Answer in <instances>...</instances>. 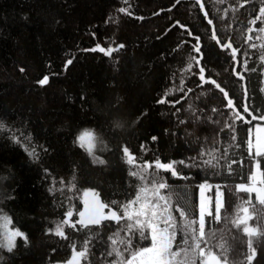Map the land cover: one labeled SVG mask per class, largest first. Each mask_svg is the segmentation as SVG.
I'll list each match as a JSON object with an SVG mask.
<instances>
[{
  "label": "trees",
  "instance_id": "trees-1",
  "mask_svg": "<svg viewBox=\"0 0 264 264\" xmlns=\"http://www.w3.org/2000/svg\"><path fill=\"white\" fill-rule=\"evenodd\" d=\"M262 7L264 0H0V240L5 217L8 228L28 238L27 243L15 238L11 252L0 248L3 264H66L71 245L81 251L85 241L89 252L80 264H116L117 252L130 258L124 251L129 238L133 248L151 241L141 240L138 231L130 236L126 218L88 228L65 224L68 239L55 235V228L69 210L70 222L79 220L86 189L119 214L122 209L112 201L126 204L161 178L170 186L160 191L170 197L179 243V228L187 220L175 208L196 219L198 228L196 184L205 172L177 163L192 178L184 180L158 170L155 162L187 164L201 152L202 159L217 165L218 174L209 172L208 181L223 193L221 219L205 217L207 244L201 247L222 264H248L251 239L252 264H264V205L254 193L249 204L248 193L236 191L253 169L248 129L264 122L259 119L264 115V32L259 31L264 22L251 23ZM229 42L232 48L223 47ZM98 45L118 50L91 51ZM200 67L208 82L199 80ZM44 76L49 83L40 85ZM244 103L256 120L243 112ZM85 131L94 137L91 152L78 142ZM22 136L32 142L37 159L25 150L27 144L17 142ZM247 216L256 235L234 223Z\"/></svg>",
  "mask_w": 264,
  "mask_h": 264
},
{
  "label": "snow or ice",
  "instance_id": "snow-or-ice-1",
  "mask_svg": "<svg viewBox=\"0 0 264 264\" xmlns=\"http://www.w3.org/2000/svg\"><path fill=\"white\" fill-rule=\"evenodd\" d=\"M179 0H177V3ZM203 7V5H201ZM121 12H125L126 9L121 8ZM264 22V7L259 10V15L256 16L255 19L251 21L254 25L257 21ZM178 23V22H177ZM209 24L212 23L211 20L208 21ZM249 31H253V29H249ZM260 32H264V27L259 29ZM215 35L213 39H215ZM249 39H252L249 36ZM199 41V38H197ZM219 42V41H218ZM119 48H123L124 45H119ZM225 48H232L231 42L223 45ZM255 47V45H252ZM118 49L109 48L105 50L103 47H99L91 49V51H100L105 53V55H111L113 51ZM195 51L197 53H201V49L199 46H195ZM238 49H232V58L235 60ZM202 58V53H201ZM195 59V58H194ZM72 61L69 60L70 64ZM197 64L200 63L199 60L196 61ZM247 61H245V65ZM191 67V66H189ZM247 70V68L245 69ZM21 72L24 71L23 68L20 69ZM235 72V69H233ZM255 71V69H252ZM199 80L201 82H208L205 80V69L203 67L199 68ZM237 76L241 80L244 79L243 75L240 73H236ZM211 83L215 84L217 88L223 92L224 97L228 98V92L224 90L217 84L215 80H211ZM49 83V77L44 76L40 81V85H47ZM191 91V89H189ZM245 100H248L247 93H245ZM160 103H164V100L159 101ZM178 102V101H177ZM227 106L229 108L233 107V100L227 99ZM243 112L251 116V120H256L257 117L252 115V112L249 111V104L244 103L242 105ZM216 111V109H213ZM239 119L244 120L243 116H238ZM259 119L264 120V115H261ZM251 120L244 121L245 123H251ZM4 128V124L0 123V129ZM234 131V129H233ZM251 131V130H250ZM264 128L257 126L256 128V136L255 143L251 138L247 141L248 148V158L254 162V171H251L248 175V183H238L236 185V191L242 193H248V200L246 203L251 204L252 193L256 194L257 201L264 205V171H261V158H264ZM13 136L16 135L15 132L12 133ZM79 141L81 142V146H85L87 144V150L89 152L92 151L93 144L92 141L94 139L92 132L85 131L82 135L79 136ZM156 137H152V140H155ZM235 140V136L232 137ZM18 143L27 144L28 147L25 150L28 152L33 159H37V152L32 147V142L27 137H21ZM254 149V151H253ZM123 152L126 155H129V163L132 162L131 156L128 152V148L125 147ZM205 155L204 152L199 153L197 156L191 157L190 163L185 162V160H181L179 162H171V163H161L159 160L155 162V167L160 170H164L166 172H170L172 177H176L184 180H191L192 178L187 174H182L181 170L176 168V164L185 165L189 169L198 168L205 172V179L202 182L196 184V187L199 189V204H198V228L194 227L197 224L196 219H189V214L185 212L182 207H176L175 211L179 212L181 218H185L187 223L183 225V227L179 228V231L183 233V239L177 243V231L178 225L177 220L173 216V207L171 205L170 197L161 194L160 190L167 189L170 186L167 182L161 178L160 180H152L151 188L141 187L140 191L136 194L134 199L129 200L126 204L118 205L116 201H112V205H117V209H122V211H114L112 210L109 204L101 203L99 200V193L88 190L83 193V204L84 210L79 211L78 215L80 219L75 223L70 222V218L73 215V212L69 210L66 214L68 219H65L62 223L57 224L55 228V235L68 239V237L64 233V225L68 224L70 227L75 228L76 224H80L82 228H88L90 225H101V223L105 220H114L119 222L121 219L126 218L128 221H131L127 224V231L130 236L134 234V232H139V236L141 240H149L151 241L150 246H141L135 247L132 246V240L129 238L126 241L127 247L124 251L129 252L130 258H125L123 252H117V256L119 259L116 261V264H196L197 257L200 260V264H222L220 258L215 255L211 249L207 252L205 251V247H201V244H207L205 240V217H212L214 221L219 222L221 219L220 213L221 208L223 207L221 201V190L219 185L210 184L208 181V173L211 172L212 175H217L218 173L214 171L217 167L216 164L212 162L211 159H202ZM103 163V161H99ZM232 163H236L235 160ZM151 167V165H147ZM132 175H136L135 172ZM0 179H3L0 177ZM216 188V203H215V215H213L212 210L210 209V204L213 199L212 196L207 195V192H210L213 188ZM92 197V201L88 198ZM108 208L109 211L107 213L104 212V209ZM240 211L247 214L248 208L241 207ZM87 216V219L85 217ZM251 216H247V218L240 217L234 221L235 225L239 227L241 224H244L243 228L244 233L249 236L256 235L257 229L250 228L247 226V220L251 219ZM10 220L5 217L4 224V235L3 239L0 240V248L6 247L9 252L13 250L15 247L14 239L19 237L22 238L25 243H27V236L21 232L19 229L9 231L8 224ZM147 233V234H146ZM198 233V234H197ZM189 240H191V244H189ZM115 243V241H113ZM121 243H125V241H121ZM175 246V251L173 250ZM248 247L251 251V254L247 256L248 264H252V261L256 256V249L252 247V241L249 239ZM72 255L69 260L66 261V264H80V259H87L89 248L88 241H85L83 245V250L77 251L76 245L72 244ZM108 255H112L111 252ZM3 256L0 255V264H3ZM112 264V262H109ZM226 264V260L224 262Z\"/></svg>",
  "mask_w": 264,
  "mask_h": 264
},
{
  "label": "rangeland",
  "instance_id": "rangeland-1",
  "mask_svg": "<svg viewBox=\"0 0 264 264\" xmlns=\"http://www.w3.org/2000/svg\"><path fill=\"white\" fill-rule=\"evenodd\" d=\"M257 126H259V127H261V128H264V122H262V123H255V124H253L251 127H249V129H248V135H247V141L249 140V138H251L252 139V141H253V144L255 143V136H256V128H257ZM251 130V131H250ZM84 132H82V133H80L79 135H78V138H79V136L80 135H82ZM261 135H264V133H261ZM78 142L81 144V142L79 141V139H78ZM94 143V139H93V141H92V144ZM94 146V145H93ZM86 149H87V144L85 143V146H84ZM253 151H254V149H253ZM255 169H254V163H253V169H252V171H254ZM249 181H247V182H245V183H248ZM210 184H213V185H218V184H216V183H211V182H209ZM88 190H91V189H86L85 191H88ZM220 190H221V193H222V189H221V187H220ZM84 191V192H85ZM93 191V190H92ZM207 195H210V196H212L213 197V199H212V201H211V204H210V209L212 210V212H213V214L215 215V203H216V188L214 187L210 192H207L206 193ZM255 194V193H254ZM255 196H256V194H255ZM90 201H92V197L90 196L89 198H88ZM221 201H222V204H223V193H222V196H221ZM101 202V201H100ZM101 203H103V202H101ZM198 204H199V189H198ZM83 210H84V208H83ZM109 211V209H104V212L105 213H107ZM115 211V210H114ZM199 216V215H198ZM85 219H87V216L85 217ZM8 230L9 231H12V230H14V229H10V228H8Z\"/></svg>",
  "mask_w": 264,
  "mask_h": 264
},
{
  "label": "water",
  "instance_id": "water-1",
  "mask_svg": "<svg viewBox=\"0 0 264 264\" xmlns=\"http://www.w3.org/2000/svg\"><path fill=\"white\" fill-rule=\"evenodd\" d=\"M99 47H102V46H99ZM104 48V47H103ZM110 48H112V47H110ZM113 49V48H112ZM197 60H199V57H198V59ZM243 80H245V78L243 79ZM231 109H233L235 112L237 111V108L233 105V107H231ZM82 211V210H81ZM79 219H80V217H79ZM80 263H81V259H80Z\"/></svg>",
  "mask_w": 264,
  "mask_h": 264
}]
</instances>
